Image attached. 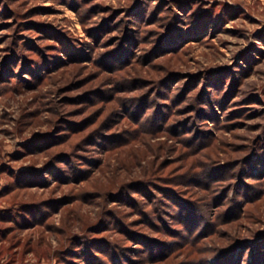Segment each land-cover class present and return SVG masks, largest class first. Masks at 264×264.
Masks as SVG:
<instances>
[{"label": "rangeland", "instance_id": "1", "mask_svg": "<svg viewBox=\"0 0 264 264\" xmlns=\"http://www.w3.org/2000/svg\"><path fill=\"white\" fill-rule=\"evenodd\" d=\"M124 247L264 264V0H0V264Z\"/></svg>", "mask_w": 264, "mask_h": 264}, {"label": "trees", "instance_id": "2", "mask_svg": "<svg viewBox=\"0 0 264 264\" xmlns=\"http://www.w3.org/2000/svg\"><path fill=\"white\" fill-rule=\"evenodd\" d=\"M116 55V54H115ZM115 55H112L113 57L112 58H115ZM211 174H212V172H211ZM198 184H200V183H198ZM181 185V184H180ZM175 194L176 195H180L181 193H177V192H175ZM176 199V198H175ZM175 199H173V201L175 200ZM180 200V199H179ZM178 203L176 204L177 206H180V203H182L183 204V207H182V209L181 210H179V213H180V221H182L183 223H184V225L186 226V227H190L191 225H189V224H191L192 222H194L195 220H196V217H197V215L195 214V207H196V204L195 203H192V201H190V200H187V199H183V200H181V201H178V200H176ZM179 204V205H178ZM28 206H30V205H28ZM25 207H27V206H25ZM182 211V212H181ZM209 224V223H208ZM195 225V224H194ZM191 228V227H190ZM195 237H192L191 238V240L190 241H187L186 242V244H191V243H193V241H195V239H194ZM151 242H154V241H149V243L151 244ZM154 248H158V247H156V246H154V245H150V249H152V250H154ZM165 248V247H164ZM161 250V249H160ZM159 250V251H160ZM90 250H88L87 252H89ZM227 251V254L230 252L229 251V249H225V250H222V252H220L219 253V255H218V258L216 259V264L217 263H219V261H222L223 260V256H222V253H224V252H226ZM132 252H134L130 247L128 248V247H124V249H122V251L120 252V251H118L117 249H115V250H113V252H112V257H113V260L114 261H112V262H115V264H126L125 262H127L128 264H134L135 262H134V260L133 259H131V257H130V253H132ZM232 252V251H231ZM230 252V253H231ZM166 256V254H158V255H155L154 256V258H159V257H165ZM203 264H205L204 263V261L202 262ZM195 264V263H194ZM215 264V263H214Z\"/></svg>", "mask_w": 264, "mask_h": 264}]
</instances>
